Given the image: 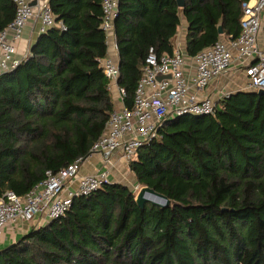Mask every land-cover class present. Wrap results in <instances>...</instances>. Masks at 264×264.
Segmentation results:
<instances>
[{"label":"trees","instance_id":"16d2710c","mask_svg":"<svg viewBox=\"0 0 264 264\" xmlns=\"http://www.w3.org/2000/svg\"><path fill=\"white\" fill-rule=\"evenodd\" d=\"M249 0H185L186 53L223 33L237 37ZM58 23L23 62L0 76V192L26 195L46 171L85 159L114 104L101 60L108 55L102 0H50ZM177 0H119L115 20L124 103L133 96L148 49L174 53ZM15 17L0 0V30ZM208 116L167 120L129 168L147 202L127 185L105 183L75 197L69 211L0 249V264H264V95L237 92Z\"/></svg>","mask_w":264,"mask_h":264},{"label":"built area","instance_id":"2783aa9c","mask_svg":"<svg viewBox=\"0 0 264 264\" xmlns=\"http://www.w3.org/2000/svg\"><path fill=\"white\" fill-rule=\"evenodd\" d=\"M12 1L14 20L0 30V76L15 70L28 55L19 57L17 44L29 20L40 22L41 34L52 27L64 28L57 22L50 0ZM118 11L119 0H102L101 27L106 33L107 44L112 38L117 49L115 20ZM101 67L111 83H118V62L106 57L101 60ZM233 68L242 72L244 84L235 91H221L220 99L237 91L264 92V0L243 4L239 36L218 40L192 58L180 49H175L173 54H159L150 46L132 107L125 105L126 93L119 87L123 106L110 114L106 129L92 146L91 153L101 154L106 168L115 165L117 155L130 163L146 143L158 136L167 120L215 114L216 100L200 93ZM160 75L171 78L159 80ZM83 160L78 158L58 172L46 171L45 179L24 196L12 190L0 192V236L8 226L20 222L34 228L56 220L69 211L75 197L90 195L111 182L107 169L80 176Z\"/></svg>","mask_w":264,"mask_h":264},{"label":"crops","instance_id":"0c3cea01","mask_svg":"<svg viewBox=\"0 0 264 264\" xmlns=\"http://www.w3.org/2000/svg\"><path fill=\"white\" fill-rule=\"evenodd\" d=\"M255 1L256 0H249L248 2L254 3ZM180 8H181V12H180L181 24L178 27L177 35L173 39V45H174V50L180 49L185 54H187L186 45H187V35H188V21L182 11L183 7H180ZM40 28H41V24L38 20H29L28 24L24 28L22 38L17 44V53L19 57H24L30 52L32 45H34L37 42L38 38L41 35ZM231 37H232L231 35L225 34L222 31L220 32L219 40H230ZM107 57H111L114 61L119 63L118 49L114 46V42L112 38H109L108 40ZM238 79H241V82H238L237 81ZM242 79L245 80V77L242 74V72L240 70H237L236 68H233L225 76L213 80L210 86L206 90L202 91L200 94L202 96L208 95L214 98L215 96L220 94V92L223 90L235 91L242 87ZM110 93L112 97V102L114 104V110H120L123 106V102L120 98L119 86L117 82L116 83L110 82ZM115 160H116L115 162L116 166L112 168V170L116 168L115 170L112 171L114 175L117 174L119 172L118 170H120L121 168L127 167V162L120 160L119 155L116 156ZM106 166L107 164L104 163L103 157L101 154L90 153L83 160V163L80 169V176L98 173L100 171L105 170ZM113 174L111 176L115 178ZM17 224H19V226L18 225L17 227L15 226V229H12V231H9L10 228L6 229L8 231L5 230L4 235L0 236V249L15 242L19 237H22L24 234H26L31 229V227L28 224H25L22 222L17 223Z\"/></svg>","mask_w":264,"mask_h":264},{"label":"water","instance_id":"95a60500","mask_svg":"<svg viewBox=\"0 0 264 264\" xmlns=\"http://www.w3.org/2000/svg\"><path fill=\"white\" fill-rule=\"evenodd\" d=\"M177 3L179 5V7L185 6V0H177ZM219 31L222 32V29L220 28ZM163 78H171V76L170 75L158 76L159 80H161ZM239 92H248V91H239ZM256 93L258 95H264L263 91H259ZM234 94H236V93H234ZM136 201L140 207H143L147 202H151L152 204L159 206V207H166L170 204V200L166 196L156 192L154 189H152L148 186H144L140 189L139 193L137 194ZM52 221H54V220H51L50 222H52Z\"/></svg>","mask_w":264,"mask_h":264},{"label":"rangeland","instance_id":"374dc122","mask_svg":"<svg viewBox=\"0 0 264 264\" xmlns=\"http://www.w3.org/2000/svg\"><path fill=\"white\" fill-rule=\"evenodd\" d=\"M237 81L241 82V79H238ZM243 84H244V80L242 79V85ZM219 99H220V94H218L217 96L214 97V100H216L217 103L219 102ZM216 105H219V104H216ZM115 166L116 165L109 166L108 168H106L108 170V172H109V180L111 182L115 181V183H121V184L127 185L131 189H134L136 191V193L138 194L140 189H141V187L137 184V179H136L135 175L132 173V171L130 170L129 163H127V167H125L126 169L123 167L120 170H118L119 172L117 174L114 175L112 171L115 170L116 168H114L113 170H112V168L115 167ZM112 174L115 176V178H113L111 176ZM17 225L19 226V224L10 225L6 229L10 228L9 231H12V229H15V226L17 227ZM12 226H14V227H12ZM6 231H8V230H6Z\"/></svg>","mask_w":264,"mask_h":264}]
</instances>
